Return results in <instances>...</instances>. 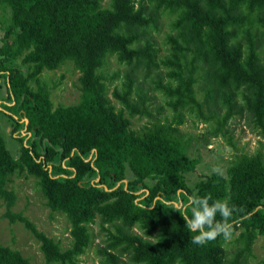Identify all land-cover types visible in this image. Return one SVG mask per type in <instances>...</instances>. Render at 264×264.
<instances>
[{"label": "trees", "instance_id": "16d2710c", "mask_svg": "<svg viewBox=\"0 0 264 264\" xmlns=\"http://www.w3.org/2000/svg\"><path fill=\"white\" fill-rule=\"evenodd\" d=\"M0 8L7 12L0 106L19 142L14 156L0 130V198L5 215L39 241L44 258L37 263L0 243V264H80L93 224L104 235L95 250L99 264H247L255 240L264 237V155L237 150L229 124L245 112L250 130L264 137V0H0ZM162 18L169 31L160 43ZM111 57L129 69L110 90L103 69ZM66 62L79 71L80 97L54 105L40 75ZM141 72L162 94L170 119L150 111L151 97L136 83ZM186 114L213 122L202 139L221 136L237 150L225 174L200 173L188 182L201 156L189 155L180 129ZM134 116L148 120L133 129ZM14 176L33 177L46 206L66 216L68 247L11 212ZM192 195L233 207L237 248L230 259L222 236L191 243L196 233L176 210Z\"/></svg>", "mask_w": 264, "mask_h": 264}, {"label": "rangeland", "instance_id": "374dc122", "mask_svg": "<svg viewBox=\"0 0 264 264\" xmlns=\"http://www.w3.org/2000/svg\"><path fill=\"white\" fill-rule=\"evenodd\" d=\"M107 0H104L106 3ZM6 13L0 8V43L3 35V24L6 20ZM169 31L167 19L162 18L161 30L156 34V39L161 43L164 33ZM164 45L161 44V50L164 51ZM15 65L20 64V60L15 61ZM22 69H26L20 66ZM129 67L126 64L117 62L114 57L108 58V63L103 69V73L112 79H107L110 90L116 84H120L126 71ZM79 71L71 62L64 63L61 67L55 70H44L40 78L47 83L51 91V99L54 105L58 104H74L79 100L80 90L78 82ZM143 72L137 75V84L141 85L146 94L151 97L149 107L150 111L158 117L171 118V112L165 106V99L159 91L152 88L150 78L143 79ZM196 96L202 100L205 94L203 82L196 84ZM6 89L3 82L0 80V103H4ZM112 102L119 107L117 100L109 94ZM134 98H137V90L134 89ZM160 106L165 107L161 113H158ZM214 108V107H213ZM212 108V109H213ZM220 109V106L217 107ZM203 111L208 113L205 105ZM8 113L6 109L0 106V130L4 136L5 142L9 150L14 156L18 155L19 142L11 138V129L13 123L5 115ZM222 114L223 110L217 111ZM148 118L134 116L131 118V127L133 129L140 128ZM213 122L204 123L195 118V115L186 114L183 124L180 126L185 137L189 139V155L196 156L200 154L201 160L197 165V169L193 173L187 174V179L190 184H193L200 173L209 174L214 167L222 169L223 174L226 173V167L230 160L233 159L234 153L239 150L249 154L259 150L264 155V137L253 133L248 125V117L245 112L242 115H237L230 120L229 127L232 132V141L236 145V149L226 143L221 136H208L206 140L202 139V134L212 128ZM9 188L16 192V200L11 208L12 213H21L26 216L35 226L55 240H59L63 247H68L70 243V224L66 216L62 213L52 212L45 204L44 198L35 184V179L31 176H14L12 182L8 185ZM6 205L4 200L0 198V243L10 245L19 249L26 257L32 261L43 263V254L40 250L39 241L28 231L25 226L17 219L11 221L10 217L5 215ZM93 235V241L80 255V264H99V258L95 254L96 246H102L101 239L104 238L102 232L99 231V226L93 224L90 226ZM226 256L228 259L232 257L233 252L237 248L235 241L230 239L226 245ZM264 262V237L259 236L252 247V254L247 260V264H263Z\"/></svg>", "mask_w": 264, "mask_h": 264}, {"label": "clouds", "instance_id": "9594fccd", "mask_svg": "<svg viewBox=\"0 0 264 264\" xmlns=\"http://www.w3.org/2000/svg\"><path fill=\"white\" fill-rule=\"evenodd\" d=\"M212 171L217 175H223V171L219 167H214ZM189 208L191 214L188 212ZM176 211L182 216L189 231L196 233L191 237V243L195 245L203 246L220 236L225 240H230L233 235L232 215L234 209L227 200L213 201L207 195H192L189 197L187 205ZM218 215L220 219H217Z\"/></svg>", "mask_w": 264, "mask_h": 264}]
</instances>
